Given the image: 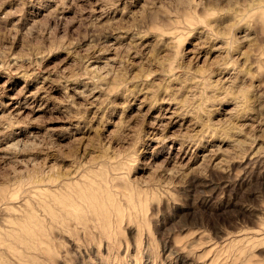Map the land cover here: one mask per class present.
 <instances>
[{"label": "rangeland", "instance_id": "374dc122", "mask_svg": "<svg viewBox=\"0 0 264 264\" xmlns=\"http://www.w3.org/2000/svg\"><path fill=\"white\" fill-rule=\"evenodd\" d=\"M0 212V264H264V0H0Z\"/></svg>", "mask_w": 264, "mask_h": 264}, {"label": "bare ground", "instance_id": "6f19581e", "mask_svg": "<svg viewBox=\"0 0 264 264\" xmlns=\"http://www.w3.org/2000/svg\"><path fill=\"white\" fill-rule=\"evenodd\" d=\"M116 172H118V171H116ZM51 179H52V178H51ZM45 181H46V180H45ZM57 181H58V180H57ZM35 184H36V183H35ZM44 184H45V183H44ZM52 185H53V184H52ZM48 186H49V185H48ZM5 197H6V196H5ZM40 198H41V197H40ZM58 198H59V197H58ZM4 199H5V198H4ZM43 199H44V198H43ZM1 200H2V199H1ZM2 202H3V201H2ZM14 202H15V201H14ZM14 202H13V203H14ZM63 204H64V203H63ZM5 209H6V208H3L2 211H5ZM0 213H1V212H0ZM16 215H17V213H16ZM17 217H18V216H17ZM27 217H28V219H31V218H32V215H31V214H28ZM111 221H112V220H111ZM15 222H16V221H15ZM6 225H7V224H6ZM2 226H3V225H2ZM42 226H43V225H42ZM28 227H29V226H28ZM38 228H40V227H38ZM27 232H28L30 235H32V236L35 234L34 232H30V231H27ZM14 235L17 237L16 234H14Z\"/></svg>", "mask_w": 264, "mask_h": 264}]
</instances>
